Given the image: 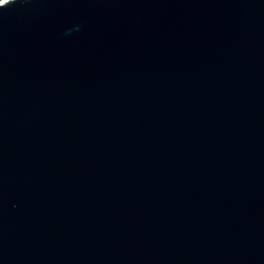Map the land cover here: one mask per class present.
I'll list each match as a JSON object with an SVG mask.
<instances>
[{
	"label": "water",
	"instance_id": "obj_1",
	"mask_svg": "<svg viewBox=\"0 0 264 264\" xmlns=\"http://www.w3.org/2000/svg\"><path fill=\"white\" fill-rule=\"evenodd\" d=\"M0 264H264V0L0 7Z\"/></svg>",
	"mask_w": 264,
	"mask_h": 264
},
{
	"label": "snow or ice",
	"instance_id": "obj_2",
	"mask_svg": "<svg viewBox=\"0 0 264 264\" xmlns=\"http://www.w3.org/2000/svg\"><path fill=\"white\" fill-rule=\"evenodd\" d=\"M9 3V0H0V7H4Z\"/></svg>",
	"mask_w": 264,
	"mask_h": 264
}]
</instances>
